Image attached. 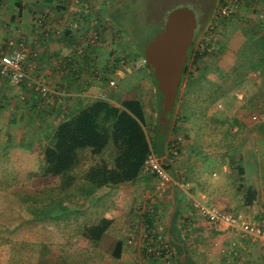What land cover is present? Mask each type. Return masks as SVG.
Masks as SVG:
<instances>
[{
    "label": "crops",
    "instance_id": "0c3cea01",
    "mask_svg": "<svg viewBox=\"0 0 264 264\" xmlns=\"http://www.w3.org/2000/svg\"><path fill=\"white\" fill-rule=\"evenodd\" d=\"M246 1L251 2L245 0L246 4ZM110 3L109 0H81L80 4L75 0H0V47L7 46L10 40L21 41L22 38L33 43L32 53L25 65L28 78L23 85H11L0 77V129L3 124L12 125L11 130H30L27 136L33 138L26 148L12 151L14 154L24 155L26 160L33 162L38 147L36 143L45 146L57 123L68 113L97 98L103 97L119 104L127 97L130 87L125 84L121 88V83L132 76V70L127 65L119 67L117 62L125 57V48L119 43L117 29L110 19ZM243 9L245 5L240 11ZM235 17L232 19L234 22L228 20L224 29H228L230 24L239 23L237 20L241 17L237 14ZM96 28L103 33L101 41L96 46L84 45V53L80 54L82 39ZM39 83H44L50 89L53 105L41 100L40 93L34 87ZM242 90L235 94L239 102L242 99L238 94L246 97V92ZM22 95L26 98L21 99ZM225 105L228 107V102ZM241 105H244L243 102ZM239 117L242 123L250 127L251 135L234 145V157L218 159L217 162L209 156L207 161V153L203 152L198 158L190 156L184 169L178 160L174 162L173 157L167 163L171 165V172L175 170L181 177L193 181L195 195L204 203L221 204L226 208L235 205L250 213L256 210L263 218L264 116L257 122L250 120L251 123L238 113L221 122L229 124L239 120ZM15 119H21L20 123L15 125ZM164 152L162 160L169 154L173 155L168 150V142L164 145ZM99 158L95 155L89 162L86 161L79 175L83 177L88 165ZM210 162L216 164L220 172L205 169ZM26 172L28 177H36L34 167ZM83 182L79 179V202L75 203L80 211L79 218L73 221L74 225L77 223L74 230L67 232L63 228L64 222L54 219L43 221L39 227L43 235L29 232L26 236L13 239L27 242V245L0 251V264H139V251L127 244L129 224L138 199L152 189L154 178L142 173L133 182L100 188L88 198L82 188ZM252 188L256 189L257 196L249 203L245 195ZM156 206L160 211L168 212V219L173 210V193L158 200ZM181 209L184 216V220L179 222L184 225L182 233L175 231L173 234L174 243L168 255L151 259L149 264H198L195 253L202 255L205 264H255L254 259H261L264 264V240L243 235L225 224L211 225L200 220L203 224L201 229L207 232L203 236H199L200 233L191 234L190 229L194 231L196 225L192 227L191 224L195 221V215L188 212L186 200H183ZM246 216L251 220L256 218L255 214ZM103 217L113 222L96 242L85 235L84 229ZM259 223L264 226V223ZM217 242L222 243L219 249ZM215 252L221 254L222 261H217Z\"/></svg>",
    "mask_w": 264,
    "mask_h": 264
},
{
    "label": "trees",
    "instance_id": "16d2710c",
    "mask_svg": "<svg viewBox=\"0 0 264 264\" xmlns=\"http://www.w3.org/2000/svg\"><path fill=\"white\" fill-rule=\"evenodd\" d=\"M251 1L254 3L261 0ZM224 3V0H219L217 9H220ZM262 3L264 4V2ZM116 5V2L112 3L108 10L113 20L122 13V8L118 7L116 10ZM243 36L244 40L232 52L230 49L233 46H230L231 40L229 38L218 40L214 50L209 53L195 52L196 40L194 41L188 52V61L178 93L179 96L180 90L185 84L186 91L190 95V104L185 108V118L189 119L196 115L198 107L204 116L206 110L216 105L224 97L236 94L238 90L243 89V85L249 80L253 81L255 86L253 94L249 97V107L258 108L263 118L264 27L261 30L252 27V29H248V34L243 33ZM135 51L133 56L121 58L129 67H135L138 60L145 59L143 47L138 46ZM212 55H216L218 58L222 57L224 61L227 60L228 56L229 58L223 66L216 64L211 66L204 63V60ZM203 65H205V71L200 68ZM137 71L132 75L135 80L140 79L138 77L140 73H142V78L149 76L152 78L159 93V105L162 106V94L158 89L151 66L145 62L143 68ZM210 72L215 74L219 80L210 78ZM130 89L134 92L132 93L133 96L139 95L137 85L134 90L130 87L129 92ZM172 115L173 113L163 115L162 110H160L155 128V138L158 139V145L155 146L153 144L154 136L151 137L147 131L149 119L141 98L127 96L119 104L105 98H97L88 105L68 113L57 123L48 142L42 149L43 163L40 165V177L44 179L53 177L57 179V182L56 185L46 190L49 193L48 196L37 199L38 204L35 205V211H39L41 214L46 213L45 219L49 217L48 211L56 212L59 205L79 213V205L68 200V198L66 199L67 196H64V193H72L69 190L77 183L76 169L83 170L86 161H90L95 155L100 158L88 165L83 177L79 175V179L84 180L82 188L86 191L87 198L100 188L137 180L143 173L144 162L152 149L160 157L165 155L164 145L171 127ZM167 116L170 117L167 119ZM213 120L215 121L214 118ZM163 163L168 169H171L167 159L163 158ZM172 173L176 178L181 177L175 170H172ZM77 186L79 188V185ZM256 196L257 191L252 188L247 191L245 199L252 203ZM183 200H186V195L174 187L173 210L170 212L165 232L170 248L174 243L172 237H174L175 231L181 234V230H183L184 225L179 224L181 220H184L181 209ZM148 221L153 225L154 221L149 215ZM112 222V219L103 217L86 225L84 233L97 242L109 229Z\"/></svg>",
    "mask_w": 264,
    "mask_h": 264
},
{
    "label": "rangeland",
    "instance_id": "374dc122",
    "mask_svg": "<svg viewBox=\"0 0 264 264\" xmlns=\"http://www.w3.org/2000/svg\"><path fill=\"white\" fill-rule=\"evenodd\" d=\"M109 1H111L110 7L112 3L116 2V10L118 7L122 8V13L118 18L115 17V20H113L110 17V19L117 29L119 43L125 48V58L133 56L138 46L143 47L144 50L145 44L164 27L168 12L176 7L188 6L196 12L198 25L194 40L198 41L201 38L208 23L211 21V18L219 4V0ZM240 5L238 7L239 11L241 10L242 5H245V9H243L244 11L242 10L243 12L240 11L239 13L238 10L236 12L238 17H241L240 20H237L239 23L230 24L228 29L223 28L221 35L219 36V41L225 38H229L231 40L230 46H233V48L230 49L231 52L234 48H236V46L239 45V43H241V41L244 40V36L242 37V35L243 33L248 34V29L255 27L261 30L262 27H264V4L262 2L257 1L252 3L251 1L248 4L243 2ZM124 38L125 40H123ZM226 61H224V58L222 57L218 58L216 55H212L206 58L204 63H207L208 65L210 64L211 66L215 64L223 66L226 64ZM117 62L119 67L124 65L120 60ZM143 63L144 61L140 59L136 62L135 67H130L132 70V75H134L135 72H138V69L143 68ZM114 64H116V61ZM200 68L201 70L205 71V65L200 66ZM209 76L210 78L218 79L217 76L211 72L209 73ZM138 77H140L139 80H135L133 76L125 79L124 82L121 83V88L123 87L122 85L126 84L125 86L132 87L134 90V87L137 85L139 89V95L133 96L132 93L134 92L130 89V92H127V96L130 98L134 97L142 99L149 119L147 131L151 137L154 136L153 144L157 146L158 139L157 137L155 138V128L159 112L162 110V106L159 105V93L150 76L148 79H145L144 77L142 78V73H140ZM228 85L230 86V83H228ZM254 89L255 86L253 81L249 80L243 85V90L246 92V97L240 101L243 102L244 105H241V102L236 99L235 94L228 95L227 98L219 100L216 105L211 106L208 110H206L204 116L202 115L201 109L198 107L196 109V115L187 119L185 118V108L190 104V95L187 94L186 86L184 84L179 94V102L176 103L175 110L171 116V127L165 142L166 144L176 137H181L180 153L178 155L169 154V156L166 158L167 161L169 158L173 157L174 162L178 160L181 163L180 166L183 168L186 167V160L189 159L190 156L198 158L201 157L203 152L207 153V161L210 158L217 160V162H219L221 159L228 160L229 157L233 155V149H235L234 145L245 138H249L251 135L249 131L251 130L248 125L242 123L240 117L239 120H234V122H230L229 124L227 122H221V120H224L225 118L231 119L240 113L247 119V121H250L249 116L253 111L260 113L258 108L249 107V97L251 94H253ZM226 102H228V107L225 105ZM241 107L244 108L243 111ZM168 117L170 116H167V119ZM20 121L21 119H15L14 124H19ZM10 127H12V125H10ZM10 127L9 125L3 124L2 128L0 129V251H10L12 246L20 247L22 245H27V242H18V240L13 239H17L18 236L21 235L26 236L29 234V232L42 236L43 231L41 232L39 227L43 220L47 221L54 219L59 222H64L65 227L63 228L67 229L68 232L70 230H74L77 227V223L74 225L73 221L79 218V213L74 212V210L71 208L67 209L60 207L61 205H59L60 209L58 208L56 212L48 211L49 217H47V219H45L46 213L41 214V212L35 211V207L38 204L37 199L48 196L49 193L46 190L56 185L57 179L53 177H48L46 179L40 177V165L43 163V156H41V154L44 145L41 146L36 143L38 147L33 162L26 160L25 158L27 157L24 155L14 154L12 152L14 150H21L23 147L26 148V145H28L29 142L32 143L33 138H29L27 136L30 130H11ZM35 131L36 128L34 129V132ZM221 135L222 139L224 140L222 143H220ZM21 142L22 144H20ZM219 152H221V154ZM205 153L204 155H206ZM209 156L211 157L209 158ZM32 167H34L36 171V177L27 176V169ZM205 169L220 172L218 166L216 164L213 165L212 162L207 163L205 165ZM76 171V175L78 176L77 183L69 190L72 193H64V196H68L70 201L77 203L79 202V191L77 190V185H79V172L81 173V170L78 168ZM189 198L187 199L186 197V204L189 207L188 212H192L190 206L191 201ZM215 205L232 213L242 212L245 215L250 214L252 216L255 214L256 218H253V220L264 223V217L262 218L259 215V211L254 210L250 213L244 209L235 207V205H232L230 208L223 207L221 204ZM167 213L162 212V215L168 216L166 215ZM194 217L195 221L192 223H196V225L194 227V231H192V228L190 229L189 233H200L199 236H203L207 230L203 231L201 229L203 226L201 223L205 221L200 220L202 221L200 222L196 216ZM31 223L34 225H31ZM212 244L213 246L215 245L214 242ZM217 245V249H219L221 248L219 246H221L222 243L217 242ZM46 249L48 250V248ZM42 250L44 251L45 249ZM191 250L193 251L194 248L192 247ZM219 252H215V257L218 259V262L222 261V258H220L221 254H219ZM195 254L198 264H205L206 261L203 259L202 255L197 253ZM1 260L2 259L0 258V261ZM262 262L263 260L261 259H254L253 261L255 264H262Z\"/></svg>",
    "mask_w": 264,
    "mask_h": 264
},
{
    "label": "built area",
    "instance_id": "2783aa9c",
    "mask_svg": "<svg viewBox=\"0 0 264 264\" xmlns=\"http://www.w3.org/2000/svg\"><path fill=\"white\" fill-rule=\"evenodd\" d=\"M81 3V0H75ZM225 3L214 12L211 21L208 23L201 38L196 40L195 52L209 53L215 48L224 25L236 16L238 7L244 0H224ZM102 32L99 29L89 31L88 37L82 39L83 45L79 47V53H84V45L96 46L101 41ZM32 44L24 41L10 40L7 46L0 47V77L14 86L23 85L28 78L25 68L32 53ZM122 63H125L122 60ZM40 93L42 101H48L53 105L54 100L50 97V89L39 83L34 86ZM243 99L242 94H238ZM24 95L21 99H25ZM103 98V97H101ZM261 119L259 112H253L250 120L257 122ZM181 137H176L168 143L169 152L177 155L180 152ZM143 173L154 178L152 189L138 199L135 212L132 214L129 224V237L127 244L139 251V264H149L151 259H159L168 255L170 246L166 239L167 216L157 208L158 200L173 193L177 187L179 192L190 199L192 214L197 219L214 224H225L243 235L254 239L264 240V226L257 221L251 220L242 212H229L217 205H208L196 197L193 181L186 177L176 178L174 174L164 165L162 158L154 149L148 154L144 165ZM148 215L153 219V225L148 221ZM194 223H192L193 225Z\"/></svg>",
    "mask_w": 264,
    "mask_h": 264
},
{
    "label": "water",
    "instance_id": "95a60500",
    "mask_svg": "<svg viewBox=\"0 0 264 264\" xmlns=\"http://www.w3.org/2000/svg\"><path fill=\"white\" fill-rule=\"evenodd\" d=\"M197 25V15L192 8H173L167 14L164 27L144 46L145 61L151 66L162 94L163 115L174 112Z\"/></svg>",
    "mask_w": 264,
    "mask_h": 264
},
{
    "label": "bare ground",
    "instance_id": "6f19581e",
    "mask_svg": "<svg viewBox=\"0 0 264 264\" xmlns=\"http://www.w3.org/2000/svg\"><path fill=\"white\" fill-rule=\"evenodd\" d=\"M123 59H124V58H123ZM123 59H122V60H123ZM122 60H121V61H122ZM143 61H144V63L146 62L145 59H144ZM144 63H143V64H144ZM123 64L126 65L125 63H123ZM124 65H123V66H124Z\"/></svg>",
    "mask_w": 264,
    "mask_h": 264
}]
</instances>
